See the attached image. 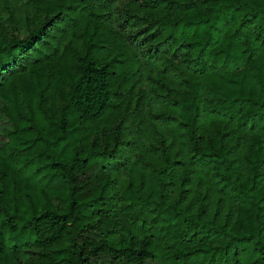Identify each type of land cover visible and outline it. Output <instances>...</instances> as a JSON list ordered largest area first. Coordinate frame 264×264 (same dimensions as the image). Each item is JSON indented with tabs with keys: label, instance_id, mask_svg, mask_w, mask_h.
Instances as JSON below:
<instances>
[{
	"label": "trees",
	"instance_id": "1",
	"mask_svg": "<svg viewBox=\"0 0 264 264\" xmlns=\"http://www.w3.org/2000/svg\"><path fill=\"white\" fill-rule=\"evenodd\" d=\"M29 1V34L0 18V264H264V0Z\"/></svg>",
	"mask_w": 264,
	"mask_h": 264
},
{
	"label": "rangeland",
	"instance_id": "2",
	"mask_svg": "<svg viewBox=\"0 0 264 264\" xmlns=\"http://www.w3.org/2000/svg\"><path fill=\"white\" fill-rule=\"evenodd\" d=\"M129 0H120L114 4L116 7L112 11H107L108 17L116 21L115 18L117 16V8H121L125 6ZM34 8L32 3L29 0H0V18L9 17L10 30L14 31L16 34L20 36H25L30 33L32 27L35 26L34 18H33ZM28 17V18H26ZM74 15L70 12H67L65 16L62 17L60 21L56 23L53 27H49V34L46 35L45 39L41 41L38 45H36L31 51L28 52V58H37L45 55H49L51 52L55 50H59L62 48L66 42L70 40L72 36L75 38L78 37L80 30L74 25ZM142 24L140 23L136 30H141ZM141 31L138 32L140 34ZM131 65L123 66V72L120 74L122 77L129 78L132 75L131 70H129ZM149 72L156 73L158 70L162 68L161 60H152L149 63ZM149 73L146 72V75ZM141 87L144 90H149V83L146 80V77L143 78L141 82ZM155 109L159 110V106L155 105ZM110 156L108 154L99 155L95 157V162L93 166V171H96L98 166L105 165L107 171H111L110 168ZM105 173V169H103ZM35 181L39 184L40 182L35 179ZM41 181H44L42 179ZM53 191V188H51ZM158 261V260H157ZM157 261H153V264Z\"/></svg>",
	"mask_w": 264,
	"mask_h": 264
}]
</instances>
